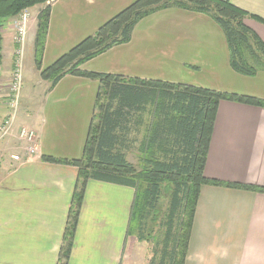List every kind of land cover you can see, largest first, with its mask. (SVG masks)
<instances>
[{
    "label": "crops",
    "instance_id": "0c3cea01",
    "mask_svg": "<svg viewBox=\"0 0 264 264\" xmlns=\"http://www.w3.org/2000/svg\"><path fill=\"white\" fill-rule=\"evenodd\" d=\"M133 1L53 0L43 66ZM230 1L258 17L247 16L245 22L264 42V0ZM38 6L36 12L26 9L30 18L24 43L35 66L38 15L44 8ZM18 18H10L1 29L2 86L9 84L14 70ZM81 68L264 99V70L253 76L236 71L220 25L205 13L178 7L143 18L129 42ZM35 77L31 98L36 107L15 119L12 134L0 144V154H5L0 161V264L59 263L78 168L42 156L83 155L100 87L98 80L72 74L51 87L38 68ZM8 95L0 92V125L10 116ZM21 126L38 135V154L31 159L19 146ZM204 172L209 178L264 186V107L220 102ZM135 193L131 186L89 180L68 264H160L164 245L173 243L165 238V224H147L142 232L132 228ZM162 261L170 264L168 257ZM184 264H264V192L203 185Z\"/></svg>",
    "mask_w": 264,
    "mask_h": 264
},
{
    "label": "trees",
    "instance_id": "16d2710c",
    "mask_svg": "<svg viewBox=\"0 0 264 264\" xmlns=\"http://www.w3.org/2000/svg\"><path fill=\"white\" fill-rule=\"evenodd\" d=\"M52 1L0 0V74L4 23L28 8L45 5L38 15L35 40L36 66L42 79L50 81L51 87L67 74L100 82L83 155L80 158L42 156L44 161L78 168L58 264H68L91 179L135 188L132 228L136 226L142 232L147 224H165V238L173 244L164 245L159 263L163 264L162 260L168 257L170 264H184L203 185L264 192V186L209 178L204 172L220 102L264 107V99L161 79L88 71L81 66L112 47L129 42L143 18L178 7L211 16L226 35L232 67L253 76L264 70V42L246 24L245 18L258 17L230 0H134L95 33L44 67ZM130 150L137 152V164L128 159ZM168 246L170 250L166 249Z\"/></svg>",
    "mask_w": 264,
    "mask_h": 264
},
{
    "label": "built area",
    "instance_id": "2783aa9c",
    "mask_svg": "<svg viewBox=\"0 0 264 264\" xmlns=\"http://www.w3.org/2000/svg\"><path fill=\"white\" fill-rule=\"evenodd\" d=\"M29 18H30L29 13L26 10H24L19 15V18L15 21V29L17 33L16 41L18 45H21V47L18 49L16 48L13 78L11 79L12 89L7 99L8 101L7 103L9 107L13 108V113L10 114L9 118L6 119L0 125V144L9 135L12 134L14 129V122L16 119V112L18 108V101H19V95L21 91L22 78H23L21 55H23L24 52L23 46L27 34ZM17 138L20 143L19 146L25 151V155L27 158L31 159L32 157L38 154L39 140L35 130L27 126H21L17 130ZM4 155H5L4 152L0 154V161L4 158ZM11 157L16 161L21 159L20 154H11Z\"/></svg>",
    "mask_w": 264,
    "mask_h": 264
},
{
    "label": "rangeland",
    "instance_id": "374dc122",
    "mask_svg": "<svg viewBox=\"0 0 264 264\" xmlns=\"http://www.w3.org/2000/svg\"><path fill=\"white\" fill-rule=\"evenodd\" d=\"M44 7H45V5H44ZM39 8H40V6L37 5L36 7H34L31 10V12H34V11L36 12V11H38ZM27 32H28V29H27ZM20 47H21V45H17V49ZM23 49H24V52H23V55H21L23 78H22L21 91H20V95H19L18 108H17V112H16V118L17 119L19 118L20 120H21L20 115L23 113V111L25 109L31 110V109H34L36 107L35 102L31 98V92H32L33 87H34V83H36V79H35L36 77L35 76H36V72H37V67L34 65L35 63H34L33 59L28 60L29 51H28L27 45H24ZM62 54H60V55H62ZM59 56H57L54 60H51L47 64L50 65ZM18 57H19V55H18ZM12 78H13V74L11 76V79ZM11 79L9 81V84L6 86H2L0 84V92H2V94H10L11 93V89H12V80ZM9 111H10V114H12L13 108H10ZM128 159L131 162H134L135 164H137L138 163L137 152L132 153V150H130V152L128 153ZM147 256L148 257H154V253L152 256H151V253H148ZM149 264H150V262H149Z\"/></svg>",
    "mask_w": 264,
    "mask_h": 264
}]
</instances>
